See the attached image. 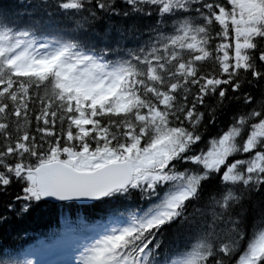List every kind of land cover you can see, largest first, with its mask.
Returning a JSON list of instances; mask_svg holds the SVG:
<instances>
[{
  "label": "snow or ice",
  "instance_id": "obj_1",
  "mask_svg": "<svg viewBox=\"0 0 264 264\" xmlns=\"http://www.w3.org/2000/svg\"><path fill=\"white\" fill-rule=\"evenodd\" d=\"M0 235V264H264V0H0Z\"/></svg>",
  "mask_w": 264,
  "mask_h": 264
},
{
  "label": "trees",
  "instance_id": "obj_2",
  "mask_svg": "<svg viewBox=\"0 0 264 264\" xmlns=\"http://www.w3.org/2000/svg\"><path fill=\"white\" fill-rule=\"evenodd\" d=\"M50 222H52V218L46 217L44 221L26 220L18 225H15L14 227L16 231H25L29 233V240L27 242L15 241V245L19 246L21 243H32L38 240H42L46 244H53L54 238H50L47 235L50 230L48 227ZM0 240H3L2 235H0ZM6 243L12 244L13 241L8 240ZM56 251V248L53 247L52 254L47 258L56 259Z\"/></svg>",
  "mask_w": 264,
  "mask_h": 264
}]
</instances>
